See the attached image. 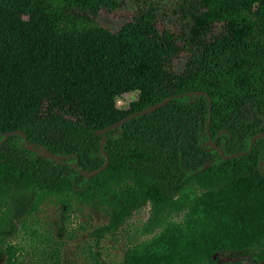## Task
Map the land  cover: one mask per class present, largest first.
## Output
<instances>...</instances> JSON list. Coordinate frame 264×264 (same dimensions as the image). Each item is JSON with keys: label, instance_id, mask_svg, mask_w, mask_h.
Instances as JSON below:
<instances>
[{"label": "trees", "instance_id": "16d2710c", "mask_svg": "<svg viewBox=\"0 0 264 264\" xmlns=\"http://www.w3.org/2000/svg\"><path fill=\"white\" fill-rule=\"evenodd\" d=\"M194 91L225 155L263 135L248 154L210 150L207 98L189 95L106 132L100 174L73 168L105 163L96 131ZM12 131L62 160L0 144L4 264H264V0H0V141Z\"/></svg>", "mask_w": 264, "mask_h": 264}, {"label": "water", "instance_id": "95a60500", "mask_svg": "<svg viewBox=\"0 0 264 264\" xmlns=\"http://www.w3.org/2000/svg\"><path fill=\"white\" fill-rule=\"evenodd\" d=\"M189 95L205 96L207 98L208 105H209V108H208L209 116H208V120H207V124H206V128H205L206 133H207V137H208V141H207L206 145L209 146L210 150H216L224 160H229L233 157H238V156H243V155L248 154L251 151L255 140L260 138L261 136H263L262 134L253 136L250 140L248 151L235 153L231 156L225 155L220 148H218L216 145L213 144L212 139L208 133V128L210 125V118H211V99H210V97L205 92H201V91L188 92V93H183V94L174 95V96H170L168 98H165L162 101H160L159 103H156V104H154V105H152V106H150L144 110H140V111L134 112L128 116H125L124 118L120 119L119 121H117V122H115L109 126H106L103 129L96 131V134L101 136L99 148H100L101 154L103 156H105V158H106L105 163L99 169H97L91 173H87V172L82 171L81 169H79L77 167V165H73V168L76 169L77 172L80 175L84 176L85 178H91V177H94V176L100 174L101 172H103L108 167V164H109L107 154H106L105 150L103 149V142L105 140V133L106 132L122 126L125 122H127L131 119H134V118L142 116V115L150 114V113L154 112L155 110L163 107L165 104H167L168 102H170L174 99L180 98L182 96H189ZM12 135H20L24 139V145H25L27 150L35 152L36 154H38L44 158L54 160L55 162H60L62 160L61 157L54 156L53 154L49 153L46 150H38V149L32 148L27 141L26 135L24 133H22L21 131H12V132L5 133L3 135L2 140L0 141V144H3ZM209 165H210V163H207L204 166V169L207 168Z\"/></svg>", "mask_w": 264, "mask_h": 264}, {"label": "rangeland", "instance_id": "374dc122", "mask_svg": "<svg viewBox=\"0 0 264 264\" xmlns=\"http://www.w3.org/2000/svg\"><path fill=\"white\" fill-rule=\"evenodd\" d=\"M127 19V14L123 13V12H117L114 13L110 16L107 17L106 19V23L104 24V26L110 27L112 29L117 28L121 23L125 22ZM123 105V101H119L118 102V106H122ZM149 215V208L146 207L144 209H142L141 211H139L138 213H136L128 222L126 229L127 232L125 234H123L121 240L123 243H127L129 240H134L132 239V234H134L136 232V230H138L141 225L147 220ZM47 216L49 217V221L54 222V220H56L57 218V212L53 207H50L47 210ZM72 219V224L70 225L71 227H75L76 226V222H80L82 223L84 221L83 217L78 213H74L73 217H71ZM94 219L95 222H99L101 221V217L94 215ZM51 233L55 234L54 230H50ZM64 239L67 242V246H66V250L69 253L72 249L73 246L76 244L77 239H81L84 237V235H81L79 233H75L73 234L74 238L73 240H69L67 239L66 235H64ZM149 237V236H148ZM26 240L28 241V236L24 235L22 233V235L20 234L19 237L16 239V241L21 242L22 244L26 243ZM217 260L219 261V263H224L227 261H234V260H238V259H243L245 260V256L242 255H232V254H226V255H218ZM0 264H4L3 261H0ZM249 264V263H247Z\"/></svg>", "mask_w": 264, "mask_h": 264}]
</instances>
